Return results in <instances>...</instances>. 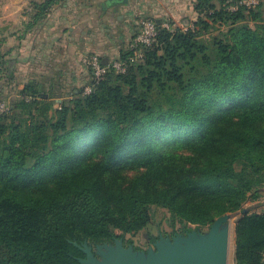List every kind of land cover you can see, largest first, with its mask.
<instances>
[{
  "label": "trees",
  "instance_id": "trees-1",
  "mask_svg": "<svg viewBox=\"0 0 264 264\" xmlns=\"http://www.w3.org/2000/svg\"><path fill=\"white\" fill-rule=\"evenodd\" d=\"M58 1L33 4L28 27ZM262 6L195 0L192 28L153 20L150 47L121 46L124 73L71 90L58 73L11 89L0 52V264H80L72 242L124 240L158 210L184 235L260 198ZM233 234V264H264V212L240 213Z\"/></svg>",
  "mask_w": 264,
  "mask_h": 264
},
{
  "label": "crops",
  "instance_id": "crops-1",
  "mask_svg": "<svg viewBox=\"0 0 264 264\" xmlns=\"http://www.w3.org/2000/svg\"><path fill=\"white\" fill-rule=\"evenodd\" d=\"M44 1V0H43ZM77 1L81 0H66L64 4L56 3L45 15H43L35 24L30 26V64H69L75 67V64H81V56L85 51L98 53L101 58L106 60H114L118 57L121 46L128 39L116 42H102L98 40L90 42L83 38V29L89 25V21H93V6L88 4L85 8L84 15L79 13L74 14L78 10L76 8ZM85 4L89 0H83ZM21 0H1L0 11V45L4 44V38H15L14 32L7 33L11 21H17L15 16L5 14L8 8L16 10L17 3ZM39 0H30V21L33 12V4ZM195 0H128L127 4H116L107 7L110 22L115 19L120 22L124 18V14L128 12L134 17H144L150 20L171 21L175 25L192 23L197 19V14L194 11L193 4ZM88 8H90L88 10ZM92 8V9H91ZM17 12V11H15ZM95 24H98L99 13L97 11ZM22 17V21H24ZM29 33L22 34V40L16 39L18 45H24V39ZM90 37V36H88ZM129 40L126 42L128 43ZM123 43V44H122ZM14 54L13 50H8ZM21 51V50H20ZM35 77L30 75V79ZM74 82L85 87V78L83 75L74 74L70 76ZM87 79V78H86Z\"/></svg>",
  "mask_w": 264,
  "mask_h": 264
},
{
  "label": "rangeland",
  "instance_id": "rangeland-1",
  "mask_svg": "<svg viewBox=\"0 0 264 264\" xmlns=\"http://www.w3.org/2000/svg\"><path fill=\"white\" fill-rule=\"evenodd\" d=\"M1 1V0H0ZM87 4L83 0L80 2L77 1L76 8L78 10L74 12V14L79 13L84 15L85 8L88 4H92L93 6V14L92 16H88V18H92L93 21H89V25L85 26L83 29V38L85 40H88L90 42H95V40H98L101 44L102 42H119L118 39L120 37V40L128 39L129 41L133 36L136 35L139 24L142 21V19H146L144 17H134L133 15H129L128 12L124 14V18L121 19L120 22H118L114 19L110 22L108 10L107 8H103L101 4L105 2V0H89ZM43 0H39V2L36 3H42ZM263 3V6L261 9H263V20H264V0H261ZM59 5L66 3V0L58 1ZM2 6L0 5V8ZM13 6H10L8 8V12L5 14H13L15 16L14 19H17V21H11L10 25L8 26L9 29L7 33L14 32L15 38H4V44L0 45V52H6V59L9 62L6 64V67L10 68L13 72L12 75V83L10 84V88L13 90L21 89L22 86L30 81V75H34L37 78H41L43 76H52L55 73H58V82L59 84H62L64 87H68V90H71L75 87H80L79 84L73 81L70 76L72 73L79 74L80 76L83 75L85 78V85L88 83L92 76L90 75V72L83 67L82 64H75V67L71 66V70L69 69V64H30V27H28V24H30V0H21V2L17 3L16 10H12ZM90 8H88L89 10ZM92 9V8H91ZM17 11V12H15ZM49 11V10H48ZM97 11L99 13V19L98 24H95V21L93 18L96 15ZM3 12V9L0 11ZM22 17H24V21H22ZM184 25V24H183ZM182 24H178L174 26L178 27H184ZM222 28L221 30H223ZM23 32L29 33L28 36L24 39V45L19 46L16 39L22 40ZM218 31H213L211 34L216 35ZM26 34V33H25ZM90 36V37H88ZM207 37V36H206ZM209 38V37H207ZM127 40V41H128ZM126 41V42H127ZM124 44H127V43ZM123 44V43H122ZM8 50H13L14 54L9 52ZM21 50V51H20ZM93 53L91 51H85L83 55ZM94 54L100 56L98 53ZM82 55V56H83ZM81 56V58H82ZM81 60V59H80ZM44 78V77H43ZM87 78V79H86ZM84 85V86H85ZM15 96V94L13 95ZM10 98L8 97L5 100H0V106L2 104L5 105V109L0 107V114L7 112L8 106L10 104ZM244 210H247L249 212H257L262 213L264 212V188L261 190L260 198H258L255 201L248 200L243 204ZM232 215V219L230 221L231 225V235H230V247H229V257H228V264H233V246H234V225L237 220V218L240 215V212L235 213H229ZM168 215L165 211L158 210L154 213V218L152 219V222L148 224L142 231L138 233L128 234L124 238V244H130L135 249L139 250H145L147 247L151 246V242H153L157 238L158 232L162 235H168L173 236L174 234H182L183 232L180 230V226L176 224L174 228H171L167 223ZM189 228L192 230H197L196 225L189 224ZM207 228H204L201 232L207 231ZM200 231V230H199ZM183 235V234H182ZM146 236L149 237L148 242L146 240Z\"/></svg>",
  "mask_w": 264,
  "mask_h": 264
},
{
  "label": "water",
  "instance_id": "water-1",
  "mask_svg": "<svg viewBox=\"0 0 264 264\" xmlns=\"http://www.w3.org/2000/svg\"><path fill=\"white\" fill-rule=\"evenodd\" d=\"M127 2L105 0L101 6L107 8ZM107 61L104 58L102 64L106 65ZM231 219V214L222 215L204 232L192 230L172 237L159 234L153 248L146 251L135 250L132 245L125 247L122 238L114 239L113 244L96 245L93 251L86 242L72 244L84 255V258H78L80 264H228Z\"/></svg>",
  "mask_w": 264,
  "mask_h": 264
},
{
  "label": "built area",
  "instance_id": "built-area-1",
  "mask_svg": "<svg viewBox=\"0 0 264 264\" xmlns=\"http://www.w3.org/2000/svg\"><path fill=\"white\" fill-rule=\"evenodd\" d=\"M227 2H228V10L230 11H233L235 9L234 4L237 6H245L247 8H251L252 6H255L257 4V0H227ZM163 27L166 29H170V26L167 23H164ZM188 28H192V26L181 27V29L183 30H187ZM156 36H157L156 23L150 19H142V21L139 24V29L129 46L130 48L133 49L134 48L136 49L138 47H150L154 43ZM141 58H142V53L136 50L134 52L133 60H137ZM81 64L84 67L89 68L92 78L94 80H98L105 73L108 67L112 68L116 73L119 74L124 73L127 69V65L118 60H112L110 63H108L107 61V64L103 65L101 57L94 53L83 55L81 58ZM90 92H91V87H86L84 88L83 94H88ZM0 107L4 111L5 105L2 104Z\"/></svg>",
  "mask_w": 264,
  "mask_h": 264
},
{
  "label": "flooded vegetation",
  "instance_id": "flooded-vegetation-1",
  "mask_svg": "<svg viewBox=\"0 0 264 264\" xmlns=\"http://www.w3.org/2000/svg\"><path fill=\"white\" fill-rule=\"evenodd\" d=\"M160 233L158 232V234H157V238L153 241V242H151V246H149V247H147L145 250H143V251H146L147 249H149V248H153V245H154V242L158 239V235H159ZM175 235V234H174ZM165 236H168V235H165ZM168 237H172V236H168ZM146 240L148 241V242H150L149 241V237L148 236H146ZM113 242H114V240L112 241V242H105V243H103V244H113ZM83 243H85V242H83ZM83 243H81V244H83ZM80 244V245H81ZM90 243H88V245H89ZM91 246H92V251L94 250V247L96 246V245H93V244H90ZM100 245V244H99ZM123 245L126 247V246H128V245H130V244H124V241H123ZM135 249V248H134ZM135 250H139V249H135ZM83 254V253H82ZM82 258H84V255H83V257Z\"/></svg>",
  "mask_w": 264,
  "mask_h": 264
}]
</instances>
